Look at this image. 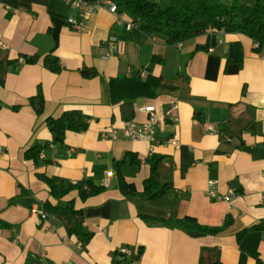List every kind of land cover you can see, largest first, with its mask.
Returning a JSON list of instances; mask_svg holds the SVG:
<instances>
[{
  "label": "crops",
  "instance_id": "obj_1",
  "mask_svg": "<svg viewBox=\"0 0 264 264\" xmlns=\"http://www.w3.org/2000/svg\"><path fill=\"white\" fill-rule=\"evenodd\" d=\"M83 13L69 0H0V50L10 59L39 55L34 63L19 58L8 65L0 81V264H131L139 251V264H194L201 248L212 245L220 247L222 264H264L262 232L248 230L238 239L264 218V50L253 51V41L241 33H207L168 45L160 33L138 29L128 13L111 12L106 0ZM69 19L82 22L83 31ZM111 37L116 51L106 44ZM236 40L244 45L243 64L228 74L227 50ZM45 56L58 59L57 72L44 64ZM82 68L96 75L85 77ZM38 94L42 113L29 103ZM127 102L131 121H145V108L160 119L152 143L122 134L120 107ZM236 102L246 106L255 131L221 138L229 104ZM70 109L88 117L87 129L66 131L53 142L46 118ZM173 134L177 146L165 143ZM38 143L48 145L36 161L26 159L25 151ZM126 153L138 162L127 159L119 169L135 184V195L118 188L114 162ZM155 154L163 157L160 181L172 188L147 201L140 192ZM37 173L67 183L108 179L102 192L85 200L76 191L65 197L83 209L88 241L45 215L43 201L54 200ZM209 181L219 199L208 196ZM227 214L231 224L215 235L194 238L173 223L191 215L217 226Z\"/></svg>",
  "mask_w": 264,
  "mask_h": 264
},
{
  "label": "trees",
  "instance_id": "obj_2",
  "mask_svg": "<svg viewBox=\"0 0 264 264\" xmlns=\"http://www.w3.org/2000/svg\"><path fill=\"white\" fill-rule=\"evenodd\" d=\"M88 2L100 0H85ZM119 11L128 13L133 24L142 31L158 32L165 37L168 45L186 41L207 33H241L248 36L254 43L252 50L261 52L264 50V0H254L253 3L245 4L240 0L224 3L221 0H170L167 6H162L157 0H112ZM198 49V47L196 48ZM195 49V50H196ZM244 45L241 41L230 42L227 50L224 72L237 73L243 64ZM22 62L34 63L39 55H21ZM18 59L8 58L5 51L0 50V81L8 65L15 66ZM44 64L52 71L60 69L58 59L53 56H45ZM81 73L85 77H93L96 71L93 68H82ZM29 103L36 113L43 112L44 100L38 94L29 99ZM122 118L130 121L134 116L132 105L127 102L120 107ZM46 127L53 137V142L61 141L66 131H83L88 127V117L78 109H70L62 112L59 116L46 118ZM256 122L250 118L247 108L240 102L229 104V114L222 123L221 138L227 136L233 138L243 131L254 132ZM48 145L35 144L25 151L26 159L37 160L40 152ZM134 154L126 153L122 160L115 161L114 167L117 172L118 188L124 195H135L137 190L133 182L127 181L120 172V166L125 160L137 163L132 158ZM163 157L159 154L149 158L150 173L142 182L141 194L147 201L160 198L166 191L172 188L169 182H161L158 165ZM38 178L47 186L50 197L42 203L46 216L54 217L61 221L68 235H75L82 241H88L91 232L84 227V211L77 207L74 199H65L71 191H76L81 200H85L103 191L104 185L96 184L91 179H81L74 182H66L56 176H48L45 173H37ZM147 217L148 215H142ZM232 221L227 214L220 225L209 226L198 222L191 215L175 218L173 223L177 228L191 237L197 238L206 235H215L225 230ZM248 230L260 231L264 234V218L253 225L244 228L238 233L240 240ZM121 255L125 253L120 251ZM140 251L131 259V264H139L137 261ZM194 264H222L221 249L218 245L203 246L200 250L199 259Z\"/></svg>",
  "mask_w": 264,
  "mask_h": 264
},
{
  "label": "built area",
  "instance_id": "obj_3",
  "mask_svg": "<svg viewBox=\"0 0 264 264\" xmlns=\"http://www.w3.org/2000/svg\"><path fill=\"white\" fill-rule=\"evenodd\" d=\"M73 6H82L84 7V13L83 17L88 16L89 14L93 13L96 8L98 7L99 1H92L88 2L85 0H69ZM107 4L109 5V9L113 13L118 12L117 5L112 0H106ZM69 22L72 23L76 29L79 31H83L84 27L82 22L76 21L74 19H69ZM115 37H111L107 40L106 44L109 46V48L112 51H116L115 47ZM178 46L182 45V42L177 43ZM148 73L147 70H142L140 74L146 75ZM174 109V107L172 108ZM147 112V117L145 121L136 123L134 121H124L121 132L125 137L132 138V139H145L148 142L152 143L155 141V129L157 124L159 123L160 119L151 111L150 108H145L144 110ZM170 119L173 122H176L178 120L177 115H172ZM166 144H172L174 146H177L178 140L175 134L171 135L165 142ZM1 150V149H0ZM111 176V173H108L107 178ZM108 182V179H104L101 184L106 185ZM207 194L209 197L213 199H219V196L215 189V184L213 181H209L208 187H207ZM262 197L264 198V193L262 194ZM224 198H227V196H224ZM121 252L125 253V255H128L129 252L125 249H122Z\"/></svg>",
  "mask_w": 264,
  "mask_h": 264
}]
</instances>
